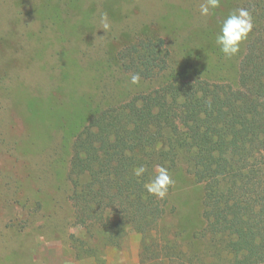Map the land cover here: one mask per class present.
Returning <instances> with one entry per match:
<instances>
[{
  "label": "rangeland",
  "instance_id": "1",
  "mask_svg": "<svg viewBox=\"0 0 264 264\" xmlns=\"http://www.w3.org/2000/svg\"><path fill=\"white\" fill-rule=\"evenodd\" d=\"M201 2L0 0V264H143V237L126 220L112 234L83 225L70 201V146L85 119L153 86L130 84L118 68L126 44L163 38L169 68L154 85L223 91L264 155V42L253 23L237 56L226 59L215 44L221 21L237 8L251 12L249 0H221L208 17ZM190 171L186 156L170 173L175 184L149 240L174 245L177 264H226L221 240L201 234L204 186Z\"/></svg>",
  "mask_w": 264,
  "mask_h": 264
},
{
  "label": "trees",
  "instance_id": "2",
  "mask_svg": "<svg viewBox=\"0 0 264 264\" xmlns=\"http://www.w3.org/2000/svg\"><path fill=\"white\" fill-rule=\"evenodd\" d=\"M249 4L264 42V0ZM114 60L124 74L139 73L153 86L126 102L98 106L73 136L68 174L74 217L111 234L115 220L124 219L143 237V264H177L183 257L174 245L149 240L167 197L147 195L143 183L154 165L170 174L189 156L190 172L204 186L201 234L221 240L226 264H264V155L231 99L223 91L192 95L189 85L176 81L154 85L170 62L161 37L126 44ZM140 165L147 172L137 178L132 170Z\"/></svg>",
  "mask_w": 264,
  "mask_h": 264
},
{
  "label": "clouds",
  "instance_id": "3",
  "mask_svg": "<svg viewBox=\"0 0 264 264\" xmlns=\"http://www.w3.org/2000/svg\"><path fill=\"white\" fill-rule=\"evenodd\" d=\"M221 0H203L199 5L201 17H208L212 10L220 7ZM99 30L104 34L111 30V24L106 12L99 15ZM253 29L252 14L244 8H237L230 12L220 23L219 32L215 35V44L220 53L226 59L237 56L241 51L242 44L248 39ZM140 82L139 73H134L130 77V84L137 85ZM147 172L145 165L133 168L132 174L137 178L143 177ZM175 180L169 174L166 167L160 164L153 166V175L143 183L147 195L163 200L167 197L170 187L174 186Z\"/></svg>",
  "mask_w": 264,
  "mask_h": 264
}]
</instances>
